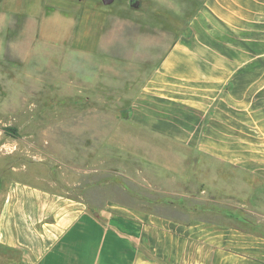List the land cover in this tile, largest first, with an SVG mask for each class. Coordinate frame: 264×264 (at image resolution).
Returning <instances> with one entry per match:
<instances>
[{"label": "crops", "instance_id": "1", "mask_svg": "<svg viewBox=\"0 0 264 264\" xmlns=\"http://www.w3.org/2000/svg\"><path fill=\"white\" fill-rule=\"evenodd\" d=\"M87 2L0 0V30H8L0 56L15 55L8 36L16 18L31 22L32 41L63 45L72 58L98 54L111 40L107 19L89 17ZM152 63L130 102L133 122L177 145L182 163L215 170L220 160L236 162L264 180V0H201L186 32ZM213 179L197 172L181 183L200 188L183 202V220L115 200L90 205L26 179L1 181L0 264H264V237L232 221Z\"/></svg>", "mask_w": 264, "mask_h": 264}, {"label": "rangeland", "instance_id": "2", "mask_svg": "<svg viewBox=\"0 0 264 264\" xmlns=\"http://www.w3.org/2000/svg\"><path fill=\"white\" fill-rule=\"evenodd\" d=\"M200 1L138 0L133 6L129 0H88L89 17L107 19L104 35L111 39L91 58H72L63 45L32 41L31 22L14 19L18 26L8 37L18 46L15 55L0 56V183L26 179L90 205L115 200L183 220V202L190 205L187 195L200 194V188L181 183L198 172L214 176L237 226L264 237L260 173L226 160L215 170L198 160L182 163L173 154L177 145L132 120L130 102L149 62L186 32Z\"/></svg>", "mask_w": 264, "mask_h": 264}, {"label": "water", "instance_id": "3", "mask_svg": "<svg viewBox=\"0 0 264 264\" xmlns=\"http://www.w3.org/2000/svg\"><path fill=\"white\" fill-rule=\"evenodd\" d=\"M103 4H109L112 0H102ZM130 4L136 6L138 4V0H129Z\"/></svg>", "mask_w": 264, "mask_h": 264}]
</instances>
